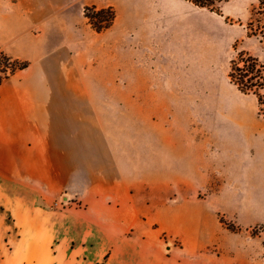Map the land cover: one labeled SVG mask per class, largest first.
<instances>
[{
  "label": "rangeland",
  "instance_id": "obj_1",
  "mask_svg": "<svg viewBox=\"0 0 264 264\" xmlns=\"http://www.w3.org/2000/svg\"><path fill=\"white\" fill-rule=\"evenodd\" d=\"M20 1L0 0V22L14 20ZM69 1L29 0V8L37 13L52 3L63 10ZM84 1H108L116 20L108 33L112 38L92 40L93 57L83 59L85 81L100 89L72 92L78 108H55L72 110L84 122L54 124L53 137L46 140L56 147L50 153L60 151V142L67 147L76 142L84 154L69 158L83 167L69 170L65 190L55 198L51 194L43 207L51 212L114 209L110 201L92 208L84 196L116 172L131 186L126 210L141 211L137 226L148 233L130 250L133 256L119 255L114 264H264V90L244 92L231 77L233 62L242 55L264 65V0H227L212 10L187 0ZM83 22L90 25L86 18ZM19 76L15 72L0 90V262L15 256L21 237L13 198L27 193L25 181L35 184L44 174L12 173L17 140L7 129L3 96L11 82L19 85ZM104 84L110 88L102 89ZM73 97L69 94L68 103L75 104ZM65 131L78 132L79 138H62ZM76 251L55 246L28 261L78 264L73 258L80 254L87 260L81 264H93L102 254Z\"/></svg>",
  "mask_w": 264,
  "mask_h": 264
},
{
  "label": "crops",
  "instance_id": "obj_2",
  "mask_svg": "<svg viewBox=\"0 0 264 264\" xmlns=\"http://www.w3.org/2000/svg\"><path fill=\"white\" fill-rule=\"evenodd\" d=\"M61 1L63 0H56L58 3ZM29 4V0H21L17 12L13 14L14 20L0 22V49H5L16 59L29 63L26 70L19 71L22 81L18 82L19 85L11 82L3 100L8 102L5 113L11 125L7 126V129L11 130L12 138L17 140L12 173L18 171L23 176L21 172H24V175L27 173L29 176L31 170H38L44 174L35 184L25 181L23 186L27 193L18 194L13 198L12 203L17 204L16 213L13 215L14 224L21 237L16 244L15 256L3 259L0 264H30L29 259L38 260L44 250L53 251L55 246H63L72 252L97 249L102 254L93 258V264H114L119 255H123V258L130 257V250L138 249L145 242L143 236L148 233L140 223L137 226L142 218L141 211L126 210L133 197L128 180H125V177L118 179L116 172H112L108 178L104 177V181L93 185L89 195L84 196V201L91 204L92 208L95 207L93 204L103 205L102 203L110 201L116 204L114 209L47 211L43 204L51 202V194L55 198L65 190L67 172L81 170L83 167L79 160H73L69 155H83L84 150L81 146L79 151L76 142L71 143L69 147L67 143L60 142L57 146L60 151L51 152L58 155V158H42L51 154L50 148L53 144L46 140L53 135L54 124L84 122L83 117L74 118L78 113L73 114L72 110L62 112L60 109L58 112L55 108H78V98L73 97L72 92L77 94L100 89L99 86H91L92 82L85 81L83 59L93 57L88 50L92 40L99 42L112 38L108 33L114 25L105 32L97 33L83 22V11L89 5L108 8L111 3H89L84 0L79 3L78 0H70L63 10L49 3L37 13L30 10ZM46 9L49 19H44ZM78 12L79 16L76 17ZM35 31H40L43 35L34 38L26 35ZM106 56L114 58L110 51L106 52ZM104 85L102 89L110 88L109 84ZM2 88L4 89V84L0 90ZM69 94L76 99L75 104L68 103ZM64 133L60 134L62 138L69 137L75 141L79 138L78 132L74 135L66 134V131ZM73 145L75 151L72 150ZM30 158L42 161L29 162ZM55 217L70 219V223L65 221L59 224L54 221ZM44 231L50 233L43 236ZM134 256H137V253ZM65 258L66 255L60 256L62 261ZM73 260L78 264L87 261L80 254Z\"/></svg>",
  "mask_w": 264,
  "mask_h": 264
},
{
  "label": "trees",
  "instance_id": "obj_3",
  "mask_svg": "<svg viewBox=\"0 0 264 264\" xmlns=\"http://www.w3.org/2000/svg\"><path fill=\"white\" fill-rule=\"evenodd\" d=\"M187 1L197 7L212 10L227 0ZM84 17L97 33H102L113 26L116 20V13L112 7L97 8L96 6H88L84 10ZM28 67V62L13 59L0 51V88L4 81L15 74V72L26 70ZM231 77L233 82L244 92L264 90V65L260 64L257 59L245 58L242 55L238 62H233Z\"/></svg>",
  "mask_w": 264,
  "mask_h": 264
}]
</instances>
